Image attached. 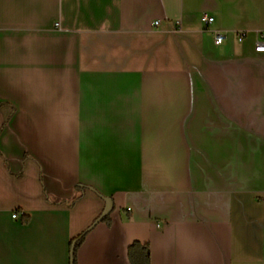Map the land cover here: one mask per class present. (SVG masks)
I'll return each instance as SVG.
<instances>
[{
  "label": "crops",
  "instance_id": "crops-1",
  "mask_svg": "<svg viewBox=\"0 0 264 264\" xmlns=\"http://www.w3.org/2000/svg\"><path fill=\"white\" fill-rule=\"evenodd\" d=\"M263 30L264 0H0V264H71L101 195L76 264H264Z\"/></svg>",
  "mask_w": 264,
  "mask_h": 264
},
{
  "label": "trees",
  "instance_id": "trees-1",
  "mask_svg": "<svg viewBox=\"0 0 264 264\" xmlns=\"http://www.w3.org/2000/svg\"><path fill=\"white\" fill-rule=\"evenodd\" d=\"M103 197V195H101ZM108 214L101 217V215L96 218L93 223L81 232L79 235L72 239L71 247V264H76V253L80 244L83 242L84 236L87 232L100 220H106ZM128 258L130 264H150V248L147 243H143L139 240H134L128 245Z\"/></svg>",
  "mask_w": 264,
  "mask_h": 264
},
{
  "label": "built area",
  "instance_id": "built-area-1",
  "mask_svg": "<svg viewBox=\"0 0 264 264\" xmlns=\"http://www.w3.org/2000/svg\"><path fill=\"white\" fill-rule=\"evenodd\" d=\"M202 19L205 25H209L212 21V18L207 14H204ZM155 24H158V21H155ZM212 34L214 37V42L216 44H221L226 38L227 31L222 29H215L213 30ZM246 34H247L246 30L237 31V36L240 39L244 38ZM261 36L263 37V39L258 41V44L255 47L256 51H264V30L261 32ZM14 216H17V213H14Z\"/></svg>",
  "mask_w": 264,
  "mask_h": 264
},
{
  "label": "water",
  "instance_id": "water-1",
  "mask_svg": "<svg viewBox=\"0 0 264 264\" xmlns=\"http://www.w3.org/2000/svg\"><path fill=\"white\" fill-rule=\"evenodd\" d=\"M103 197H104V200H105L106 204H105V208H104V211H103L101 217L106 215V214H108V213H110L112 211V209H113L112 198L111 197H105V196H103Z\"/></svg>",
  "mask_w": 264,
  "mask_h": 264
}]
</instances>
